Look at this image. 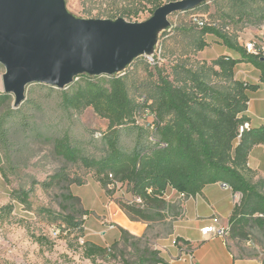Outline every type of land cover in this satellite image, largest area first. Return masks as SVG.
<instances>
[{
    "label": "trees",
    "instance_id": "1",
    "mask_svg": "<svg viewBox=\"0 0 264 264\" xmlns=\"http://www.w3.org/2000/svg\"><path fill=\"white\" fill-rule=\"evenodd\" d=\"M208 1L200 6L206 7ZM250 1L261 4L257 8L244 9L239 18L253 24L264 23V0ZM154 9L150 10V15ZM125 15L131 17L136 13ZM193 24L187 34L192 55L211 45L208 35L216 37L215 41L228 53L209 61L189 59V56L176 59L169 74L160 71L155 79L143 85L139 101L128 95L125 74H80L63 89L39 83L59 93L60 106L65 112L91 107L98 117L107 121L100 138V156L85 154L82 146L68 134L53 139V150L65 162L91 171L102 188L117 184L126 186L131 200L119 206L130 220L148 223L162 220L168 210L178 217L181 205L166 198L170 190L186 198L200 193L208 184L220 183L233 193L241 194L228 219L229 238H245L246 226L264 228V194L261 191L264 178L255 183L248 178L249 154L255 146H264V123L249 124L247 129L239 131L240 126L250 122L246 115L248 92L255 91L258 85L236 79L234 68L241 62L250 63L259 72V82L264 84V53L247 51L235 33L214 22H204L203 26ZM11 103L12 95L0 91V107L3 108L0 149L5 158H8L6 149L10 145V119L15 115L23 117L19 106ZM141 110L149 111L152 121H140ZM124 136L131 138L130 146L123 143ZM0 172L6 176L2 167ZM50 179L51 182H66V190L68 185L83 184L81 177L71 178L63 169ZM62 197L80 202L71 192L62 193ZM136 198L140 202L135 201ZM82 212L88 214L87 210ZM61 218L68 227H61L64 233L77 230L79 236L83 235L81 221L70 214L61 215ZM119 230L121 237L127 234L125 229ZM35 239L40 242L39 237ZM175 244L187 243L177 237ZM106 250L92 241H84L83 252L87 258L103 255ZM162 262L158 252L147 260L148 264Z\"/></svg>",
    "mask_w": 264,
    "mask_h": 264
},
{
    "label": "rangeland",
    "instance_id": "2",
    "mask_svg": "<svg viewBox=\"0 0 264 264\" xmlns=\"http://www.w3.org/2000/svg\"><path fill=\"white\" fill-rule=\"evenodd\" d=\"M169 1L172 0H65V4L67 10L79 18L122 17L126 21L140 22L150 16V10L156 5ZM210 2L206 7L198 6L187 12L171 14L168 27L157 35L153 51L135 58L119 73L126 76L130 98L139 101L143 85L155 79L160 71L169 74L176 59L189 56V59L195 57L209 61L223 50L222 45L215 41L216 37L208 35L211 45L191 54L187 34L194 26L195 16L235 33L243 43L264 34V23L253 24L239 18L244 9L257 8L261 3L217 0L215 5ZM127 12L136 15L127 17ZM4 71L0 64L1 92ZM38 84L26 87L25 99L18 107L23 117L15 115L10 119L8 158L0 149V167L6 174L4 176L0 172V264H148L147 260L153 253L164 249L162 245L172 238L173 223L179 216L174 217L168 210L162 220L150 223L130 220L119 206V203L131 200L126 186L117 184L102 188L91 171L81 165L67 163L55 154L53 139L68 134L82 146L85 154L100 156V138L107 121L98 117L91 107L79 112H65L60 106L59 93L50 91L46 87L50 85ZM2 111L0 107V114ZM139 117L140 121H152L147 110H141ZM123 143L130 146L131 138L124 136ZM60 169L71 178L81 177L83 184L68 185L66 190V182H51L50 176ZM248 178L252 183L264 178V148L262 153L252 152ZM261 191L264 194V187ZM67 192L78 196L80 202L65 200L62 193ZM237 198H241L240 193H237ZM173 203L179 204V201ZM82 210H87L88 214ZM66 214L82 222V236L77 230H67L58 237L51 235L52 227H67L61 218ZM119 216L132 223L120 220ZM138 226L144 230L137 231ZM120 228L127 232L124 237H121ZM245 230L246 237L233 238L232 246L243 255L256 256L264 261V228L248 225ZM37 237L40 242L36 241ZM86 240L105 247L106 252L87 258L83 252Z\"/></svg>",
    "mask_w": 264,
    "mask_h": 264
},
{
    "label": "water",
    "instance_id": "3",
    "mask_svg": "<svg viewBox=\"0 0 264 264\" xmlns=\"http://www.w3.org/2000/svg\"><path fill=\"white\" fill-rule=\"evenodd\" d=\"M206 0H172L144 21L79 18L65 0H0V64L3 91L13 106L26 87L44 83L66 88L80 74H119L135 58L149 54L169 16L187 12Z\"/></svg>",
    "mask_w": 264,
    "mask_h": 264
},
{
    "label": "crops",
    "instance_id": "4",
    "mask_svg": "<svg viewBox=\"0 0 264 264\" xmlns=\"http://www.w3.org/2000/svg\"><path fill=\"white\" fill-rule=\"evenodd\" d=\"M222 47L223 50L219 54L228 53L223 45ZM258 74V70L250 63L241 62L234 68L236 79L258 85L255 91L248 92L246 115L250 118V126H259L264 123V84L259 82ZM263 148V145H257L251 150L248 165L252 152L262 153ZM167 199L171 202L179 201L181 214L173 223L172 238H168L162 245L164 249L158 252V256L163 260L159 264H263L258 257L243 255L239 252L236 247L232 246L231 238H228L225 243L220 238H208L201 233V228L206 225L213 223L226 225L228 223L232 209L239 201L237 193H233L220 183H214L206 185L200 193L186 198H181L176 191L170 190L167 193ZM119 219L132 223L122 216H119ZM143 230L142 226L137 227V231L142 232ZM177 237L187 244L177 246L175 244ZM187 251L193 252L192 261L176 259Z\"/></svg>",
    "mask_w": 264,
    "mask_h": 264
},
{
    "label": "built area",
    "instance_id": "5",
    "mask_svg": "<svg viewBox=\"0 0 264 264\" xmlns=\"http://www.w3.org/2000/svg\"><path fill=\"white\" fill-rule=\"evenodd\" d=\"M193 22L197 24V26H203L204 21L199 18V17H193ZM245 48L247 51L251 53H258L262 51L264 53V34H262L259 38H252L249 40H246L244 42ZM249 127V123H244L242 126H240L239 131H243L244 129H247ZM111 185L110 187H112ZM181 198L184 197L183 194H180ZM167 198V195H166ZM135 201L140 202L138 198L135 199ZM51 235L53 237H58L62 233H64L63 229L59 226L52 227L50 229ZM229 232L230 228L228 223L226 225L218 224V223H213L206 225L201 228V233L204 236H207L208 238H220L223 240L225 243L228 241L229 238ZM249 244V242H248ZM176 259L178 260H193V252L187 251L184 254H180Z\"/></svg>",
    "mask_w": 264,
    "mask_h": 264
}]
</instances>
